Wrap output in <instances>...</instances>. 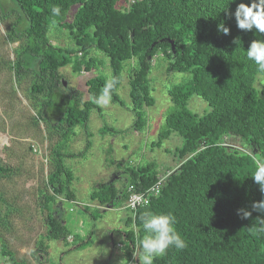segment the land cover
<instances>
[{"label": "trees", "instance_id": "16d2710c", "mask_svg": "<svg viewBox=\"0 0 264 264\" xmlns=\"http://www.w3.org/2000/svg\"><path fill=\"white\" fill-rule=\"evenodd\" d=\"M11 1L18 17L9 34L19 43L8 66L17 82L32 72L28 96L37 110L34 121L43 120L48 132L52 128L60 136L48 156L46 185L52 194L42 193L41 199L48 240H82L65 225L59 207L63 198L76 200L73 172L65 159L79 158L91 147L88 119L92 110L102 116L98 101L105 83L117 80L110 99L123 106L118 89L126 64L134 62L128 69L127 109L134 116L131 128L142 132L148 125L144 108L154 104L149 74L153 60L161 57L167 72L189 75L167 89L168 98L165 87L171 108L155 123L156 136L150 142L152 151L172 134L181 138L180 146L165 149L173 155L172 165L159 171L153 161L131 162L122 188L99 182L89 199L100 207H124L132 192L144 193L147 201L134 213L123 208L129 213L122 224V264H139V241L145 234L140 217L145 212L172 214L175 230L186 242L182 250L170 247L154 264H264V233L252 234L264 227V214L252 209L264 194L251 177L264 165V73L246 59L249 44L259 37L254 30H239L234 16L227 14L240 0H123L122 5V0ZM53 7L60 8V15L52 14ZM221 22L230 29L227 35L218 30ZM57 31L66 36L64 44L53 40ZM97 55L107 58L108 72L99 70ZM66 66L74 74L91 73L85 77V99L77 88L64 84L67 78L60 69ZM193 95L207 105L201 114L188 107ZM81 129L87 138L84 147L71 152L69 140ZM11 172L0 162V177ZM160 178L159 191H149ZM241 208L251 216L242 219L237 212ZM87 238L77 247L86 246ZM47 248L40 243L37 249L47 254ZM0 259L18 264L2 239Z\"/></svg>", "mask_w": 264, "mask_h": 264}, {"label": "rangeland", "instance_id": "374dc122", "mask_svg": "<svg viewBox=\"0 0 264 264\" xmlns=\"http://www.w3.org/2000/svg\"><path fill=\"white\" fill-rule=\"evenodd\" d=\"M124 3L123 0L119 2L121 5ZM13 5L11 0H0V162L12 170L8 177H0V239L12 251L18 264H39L45 260L46 264H122V250H119L118 243L124 230L125 212L95 209L97 205L90 201L89 193L99 182H114L115 186L122 188L126 182L125 167L132 165L131 162L143 164L153 161L159 171L172 165L173 155L165 149L173 150L180 146L181 138L172 134L160 148L152 151L150 142L156 136L155 123L158 125L160 115H165L171 108V103L166 100L165 87L167 94L169 87L189 75L167 72L161 57L153 60L149 80L154 104L144 108L148 125L142 132H137L131 128L134 116L127 109L130 105L128 69L134 62L126 64L118 89L123 106L112 103L110 97H100L98 104L102 116L97 110H92L87 124L88 131L92 133L91 147L79 158L65 159V164L73 172L71 188L75 193L74 201L78 203L63 198L59 206L61 215L65 225L73 233L80 234L81 241L89 236L90 242L77 247L81 243L79 239L74 242L48 240L44 222L47 210L42 208L41 199L42 193L52 194L46 185V175L51 170L48 156L60 136L52 128L48 132L49 126L43 120L34 121L37 110L28 96L34 82L32 72L17 82L8 66V62L15 58V48L19 43L12 41L9 34L18 17ZM54 39L60 44L66 42L63 32H54ZM97 58L101 63L99 70L108 72L107 58L105 60L102 55H97ZM60 71L66 75V86L77 88L85 99V77L91 73L74 74L69 66ZM188 107L201 114L207 105L202 98L193 95ZM103 126H107L106 133L101 131ZM81 131L84 133L81 129L69 140L71 152H79L84 147L87 138ZM119 160L123 161L118 167L116 162ZM61 198L59 196V200ZM86 205L89 207L85 211ZM2 212L6 215L2 216ZM40 243L48 246L47 254L43 256V252L37 249ZM0 264L5 263L0 259Z\"/></svg>", "mask_w": 264, "mask_h": 264}, {"label": "clouds", "instance_id": "9594fccd", "mask_svg": "<svg viewBox=\"0 0 264 264\" xmlns=\"http://www.w3.org/2000/svg\"><path fill=\"white\" fill-rule=\"evenodd\" d=\"M228 3H236V0H228ZM51 12L53 15L58 16L61 10L59 7H53ZM227 14L229 18L234 16L236 27L239 30L244 32L254 30L255 34L259 37L253 39L249 44L246 50V59L256 66L259 73H264V0H250V2L240 0L236 5L235 11L228 12ZM217 27L225 35L230 31L224 22H221ZM116 84L117 80L115 78L108 80L105 83L101 96L109 98ZM104 102L106 103L107 99ZM251 177L259 185L260 192L264 194V165H258ZM72 202L78 203L74 200ZM252 209L264 214V199L254 202ZM237 212L242 219H247L251 216V212L243 208L238 209ZM140 219L145 234L139 241V264H154V260L164 256L170 247H174L177 250H182L186 247L185 240L175 230V217L172 214L145 212ZM260 222L264 225V218H260ZM260 233H264V227L257 228L252 234L256 235ZM133 256L136 257L137 255L133 254Z\"/></svg>", "mask_w": 264, "mask_h": 264}, {"label": "built area", "instance_id": "2783aa9c", "mask_svg": "<svg viewBox=\"0 0 264 264\" xmlns=\"http://www.w3.org/2000/svg\"><path fill=\"white\" fill-rule=\"evenodd\" d=\"M162 181L163 178H160L155 184L150 187L149 191L157 193L159 191V187L161 186ZM143 201H147V199H145L144 193L132 192L128 197V200L125 204V208H128L132 213H134L136 206Z\"/></svg>", "mask_w": 264, "mask_h": 264}, {"label": "crops", "instance_id": "0c3cea01", "mask_svg": "<svg viewBox=\"0 0 264 264\" xmlns=\"http://www.w3.org/2000/svg\"><path fill=\"white\" fill-rule=\"evenodd\" d=\"M97 207H100V206H98L97 205ZM125 207V206H124ZM124 207H107V206H105V207H100V210H104V211H106L107 209L108 210H110V211H116V212H121V211H124ZM125 212V216H127V214L129 213L128 211H124ZM124 221V220H123ZM119 244V247L121 246L120 245V242L118 243ZM45 253H43V254H41L42 256L44 255ZM46 259V258H45ZM46 261V260H45ZM45 261H43V262H45Z\"/></svg>", "mask_w": 264, "mask_h": 264}, {"label": "water", "instance_id": "95a60500", "mask_svg": "<svg viewBox=\"0 0 264 264\" xmlns=\"http://www.w3.org/2000/svg\"><path fill=\"white\" fill-rule=\"evenodd\" d=\"M171 42V47H172V49H174V46H173V43H172V41H170ZM64 84L66 85V82L64 81Z\"/></svg>", "mask_w": 264, "mask_h": 264}]
</instances>
